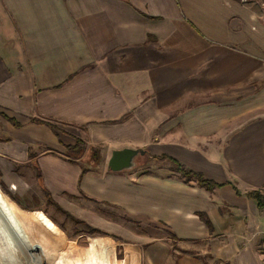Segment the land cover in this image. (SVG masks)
Listing matches in <instances>:
<instances>
[{"label":"crops","instance_id":"1","mask_svg":"<svg viewBox=\"0 0 264 264\" xmlns=\"http://www.w3.org/2000/svg\"><path fill=\"white\" fill-rule=\"evenodd\" d=\"M79 138L98 162L70 154ZM123 148L143 152L114 171ZM263 183L264 0H0V185L17 200L47 190L145 264H264Z\"/></svg>","mask_w":264,"mask_h":264},{"label":"rangeland","instance_id":"2","mask_svg":"<svg viewBox=\"0 0 264 264\" xmlns=\"http://www.w3.org/2000/svg\"><path fill=\"white\" fill-rule=\"evenodd\" d=\"M93 150L84 144L79 152L81 155L91 156ZM99 153L101 155V149ZM4 193L9 196L14 207L5 202L2 197ZM24 197L25 201L23 197L17 200L4 185H0V264H52L50 261L55 252L82 249L90 243L103 246L105 249L109 246L112 251L121 254L124 262L145 264L143 260L138 259L143 246L126 240L123 236H116L113 239L105 234L91 233L90 224L84 220V223L75 221L68 214L69 211L49 202L38 186L35 185ZM7 215L12 217L8 219ZM127 221V224L134 226L135 229L141 227L139 222L131 219ZM14 222L20 223L21 228H12ZM147 224L145 223L142 231L156 229L153 225ZM159 228L163 235L171 238L166 228L162 226ZM168 243L171 246V240H168ZM177 246V242H174V248ZM75 261L76 264H81L79 260Z\"/></svg>","mask_w":264,"mask_h":264},{"label":"trees","instance_id":"3","mask_svg":"<svg viewBox=\"0 0 264 264\" xmlns=\"http://www.w3.org/2000/svg\"><path fill=\"white\" fill-rule=\"evenodd\" d=\"M84 144H86L85 141H83L82 139L79 138L74 145L69 146V152H70V154L72 156H74V157L80 156L81 153L79 152V150L82 148V146ZM91 148L94 149L93 150V153L91 155V158H92V161L94 163H96V162H98L101 159V155L99 153L100 148H97V147H91ZM172 161H173V163L175 165V169L178 172H180L183 176H185L187 179L196 178L201 185H205L208 188H213L215 185H217V183H215L214 181L206 178L202 173L186 167L184 164L180 163L179 161H177L175 159H172ZM45 194H46V197H47V199H48L49 202H51V203L55 204L57 207L61 208L59 206V204L50 196V194H49V192L47 190L45 191ZM249 194L252 195L253 197H255L257 199L259 206L264 207V199H263V197L261 195H259L256 191L250 192ZM2 197H3V199L5 200V202L7 204H10V205L13 206V203L11 202L9 196L6 193H4L2 195ZM68 214L71 215L70 213H68ZM72 218L75 221H77V222L84 223L83 220H80V219L75 218L73 216H72ZM91 227H92L91 228V233L93 232V233L107 234L105 231H103L101 229L95 228L93 226H91Z\"/></svg>","mask_w":264,"mask_h":264},{"label":"water","instance_id":"4","mask_svg":"<svg viewBox=\"0 0 264 264\" xmlns=\"http://www.w3.org/2000/svg\"><path fill=\"white\" fill-rule=\"evenodd\" d=\"M143 151L134 148L115 149L108 161V166L114 171L131 168L134 165V159Z\"/></svg>","mask_w":264,"mask_h":264},{"label":"bare ground","instance_id":"5","mask_svg":"<svg viewBox=\"0 0 264 264\" xmlns=\"http://www.w3.org/2000/svg\"><path fill=\"white\" fill-rule=\"evenodd\" d=\"M12 212H10L11 214ZM11 215H7L6 218H11ZM12 228L18 229L21 228L20 223L14 222L12 223ZM50 260V259H49ZM52 264H76V261L69 249H64L57 251L53 254L51 261Z\"/></svg>","mask_w":264,"mask_h":264},{"label":"built area","instance_id":"6","mask_svg":"<svg viewBox=\"0 0 264 264\" xmlns=\"http://www.w3.org/2000/svg\"><path fill=\"white\" fill-rule=\"evenodd\" d=\"M257 191L259 192V194L263 197L264 199V183L261 184L258 188H257ZM260 246H261V249L264 250V235L260 241Z\"/></svg>","mask_w":264,"mask_h":264}]
</instances>
